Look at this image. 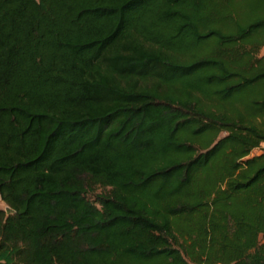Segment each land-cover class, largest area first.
I'll use <instances>...</instances> for the list:
<instances>
[{
    "label": "trees",
    "instance_id": "16d2710c",
    "mask_svg": "<svg viewBox=\"0 0 264 264\" xmlns=\"http://www.w3.org/2000/svg\"><path fill=\"white\" fill-rule=\"evenodd\" d=\"M194 3L0 0V264H264V14Z\"/></svg>",
    "mask_w": 264,
    "mask_h": 264
},
{
    "label": "rangeland",
    "instance_id": "374dc122",
    "mask_svg": "<svg viewBox=\"0 0 264 264\" xmlns=\"http://www.w3.org/2000/svg\"><path fill=\"white\" fill-rule=\"evenodd\" d=\"M194 15L199 17V21L206 28L227 26V22L232 20H241L246 18H255L264 14L263 0H193ZM151 15V14H150ZM147 16V15H146ZM259 35L252 34L250 39L256 41ZM212 38H208L205 44L200 43L196 48L197 54H207L212 51ZM258 54H264V46L258 49ZM0 208H4V204L0 202ZM263 241V239H262Z\"/></svg>",
    "mask_w": 264,
    "mask_h": 264
},
{
    "label": "water",
    "instance_id": "95a60500",
    "mask_svg": "<svg viewBox=\"0 0 264 264\" xmlns=\"http://www.w3.org/2000/svg\"><path fill=\"white\" fill-rule=\"evenodd\" d=\"M4 212H5V213H9V212H10V209H9L7 206H5V207H4Z\"/></svg>",
    "mask_w": 264,
    "mask_h": 264
}]
</instances>
